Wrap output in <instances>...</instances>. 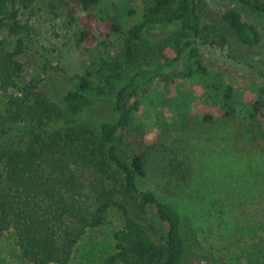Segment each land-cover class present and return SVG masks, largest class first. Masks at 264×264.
<instances>
[{
	"label": "trees",
	"instance_id": "obj_1",
	"mask_svg": "<svg viewBox=\"0 0 264 264\" xmlns=\"http://www.w3.org/2000/svg\"><path fill=\"white\" fill-rule=\"evenodd\" d=\"M34 1L0 0V238H13L24 264H68L85 234L115 212L122 226L113 232L112 253L103 264H184L188 243L181 214L139 181L148 179V146L210 119L190 112L191 96L173 79L200 87L208 103L231 98L232 87L200 62L196 47L198 40L223 47L225 35L202 24L197 0H138L139 7L130 0H62L78 18V44L92 47L99 38L122 37L116 64L126 59L135 67L124 73L114 65L107 100L101 99L102 87L100 99L86 95L84 77L53 99L38 79L22 81L21 38L29 27L20 23V7ZM228 2L264 18V5ZM170 11L171 18L162 22ZM220 18L240 45L259 44L238 10L229 8ZM152 31L158 37L150 40ZM112 79L119 86L113 88ZM156 84L160 88L151 89ZM142 95L152 133L137 117ZM102 101L114 116L97 121L92 111ZM223 109L225 116L232 112L228 105ZM248 118L260 122L264 139L263 93ZM120 145L130 152H120Z\"/></svg>",
	"mask_w": 264,
	"mask_h": 264
},
{
	"label": "rangeland",
	"instance_id": "obj_2",
	"mask_svg": "<svg viewBox=\"0 0 264 264\" xmlns=\"http://www.w3.org/2000/svg\"><path fill=\"white\" fill-rule=\"evenodd\" d=\"M246 1L264 5V0ZM129 3L139 7L138 0ZM197 6L202 24L215 25L226 37L223 47L198 40L200 62L208 70L221 73L233 89L232 96L208 103L200 87L181 78L173 79L185 95L191 96L190 112L210 119L148 146V179L139 181V185L181 214L188 243L184 264H264V139L260 122L248 118L251 105L264 94V18L228 0H197ZM229 8L238 10L241 20L254 27L259 36L256 47L240 45L223 24L221 14ZM171 11L160 17L162 22L171 18ZM19 20L29 27L28 36L21 38L25 45L22 81L38 79L45 94L53 99L66 89L78 87L84 77L89 84L85 94L96 98L98 87H102L101 99L107 100L111 98L107 81L115 75L114 65L124 73L135 67L126 59L116 64L122 37L99 38L92 47L78 44L80 24L65 1L27 3L20 7ZM157 37L152 31L150 40ZM5 39L12 44L15 40ZM111 82L113 88L119 86V80ZM159 88L157 84L151 87ZM139 101L137 117L152 133L151 118L145 115L148 102L143 95ZM106 105L102 101L92 111L95 120L114 116ZM224 105L232 110L228 116ZM119 150L130 152L125 145ZM151 222L159 227L155 218ZM121 226L119 215L112 212L105 225L85 234L68 264H103L112 253V234ZM0 264H24L10 235L0 238Z\"/></svg>",
	"mask_w": 264,
	"mask_h": 264
}]
</instances>
